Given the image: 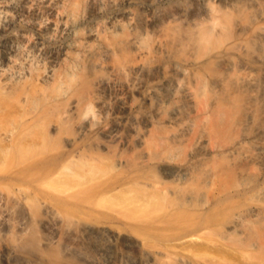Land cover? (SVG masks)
I'll use <instances>...</instances> for the list:
<instances>
[{"label":"bare ground","instance_id":"6f19581e","mask_svg":"<svg viewBox=\"0 0 264 264\" xmlns=\"http://www.w3.org/2000/svg\"><path fill=\"white\" fill-rule=\"evenodd\" d=\"M162 1L80 0L79 5H85L89 15L102 11L120 13L128 23L127 33L119 39L108 36L106 46L86 49L81 80L62 94L64 109L55 121L42 127L43 133H38L47 111L24 123H19V119L25 116L27 103L39 96V90L56 82L57 56L30 42L28 31L39 32L44 40L49 39L55 31L65 28L66 4H70L67 9L70 16V9L77 2L0 0V124L17 125L8 131L10 135L0 137V144L13 149L7 152L1 144L4 152L0 154V162L9 158L14 162L15 155L20 160L31 145L48 142L52 135H62L60 140L66 147L75 145L90 132L88 118L92 113L96 110L113 113L120 117L119 121L101 133L102 142L95 156L89 160L77 158L80 171L70 175L72 180L73 175L82 180L75 181L78 187L86 189L84 179L92 178L98 183L104 178L110 166H104L103 161L113 149L119 154L115 168L126 165L125 152L137 153L145 159L143 163L151 164L146 137L162 114H167L166 124L182 123L174 141L183 137L191 127L190 115L196 110L204 115L207 105L197 106L204 104L205 85H209L208 103L211 101L214 106L218 101L229 100L231 94L235 97L240 124L243 130H252L255 142V153L243 156V161L264 168V0H216V5L210 0H188L185 4L146 11ZM127 4L138 9L123 8ZM110 24L114 31L123 30L120 18L110 19ZM102 33L89 28L85 35L87 40H98ZM46 64L44 73L23 67ZM137 99L144 101L139 117L123 121L122 117L133 109ZM15 102L21 105V110L8 112ZM208 127L204 121L200 123L193 146H206ZM196 152L187 166L161 165L165 183L183 184L197 165ZM31 166L28 165L30 169ZM20 176H10L8 181ZM104 181L97 187L105 199L134 195L126 214L96 216L85 212L87 208L83 206L86 210L83 212L79 207L81 212L77 215V207L74 217L79 219L75 220L74 229H63L59 214L73 209H68L67 202L56 194L44 191L40 182V187L36 185L31 190L16 187L14 199L0 191V264H183V260L167 261L166 254L178 250L182 255L187 247L193 250L181 259L195 260L192 264H228L225 258L216 263L211 260L200 251L197 239L192 236L179 239L180 243L164 245L149 231L143 233L142 230L151 227L145 215L151 213L154 203L160 204L161 196L156 193L157 186L145 182L139 172H128L125 178L108 184ZM14 204L21 206L19 212L15 213ZM33 204L38 206L36 212ZM259 212L258 208H248L247 215L233 214L223 223L224 231L240 232L246 216L253 218ZM81 215L90 217L84 219ZM136 234L145 235L142 242L133 236Z\"/></svg>","mask_w":264,"mask_h":264},{"label":"rangeland","instance_id":"374dc122","mask_svg":"<svg viewBox=\"0 0 264 264\" xmlns=\"http://www.w3.org/2000/svg\"><path fill=\"white\" fill-rule=\"evenodd\" d=\"M75 1L77 5L70 9V16H67L70 4L68 2L66 4L63 15L66 23L65 28L55 31L49 39L44 40L39 32L28 31L30 42L45 51L52 52L55 57L57 56V66L54 71L57 83L54 81L53 85L49 84L39 90V96L37 94L35 99L27 103L26 113L20 112L25 116L19 119V123H24L36 115L48 112L45 114L42 126L36 131L38 133H43L45 129L42 130V127L55 121L60 111L64 109L66 103L61 100L62 94L76 87L81 80L85 71L83 62L86 49L106 46L108 36L119 39L127 33L128 23L120 13L102 11L95 15H89V9L83 4L79 5L80 0ZM210 1L214 5L217 4L216 0ZM186 2L188 0H164L147 7L146 11L152 12L160 8H167L172 4H185ZM123 8L138 9L136 5L132 4H127ZM113 18L122 19V31L113 30L110 24V19ZM89 28L103 32L98 40L86 39L85 34ZM116 59L114 57L113 60L116 61ZM23 67L29 71L35 69L44 73L48 65L40 67L26 65ZM60 77L61 79H59ZM29 80L30 78L27 81L29 82ZM205 86L207 92L203 97L206 100L204 99V104L197 106L199 108L202 105H207L204 115L202 116L203 113L197 112V110L190 115L191 127L183 134V137L180 136V139L174 141L173 138L180 133L182 123L166 124L164 119L167 114H162L163 116L154 121L149 128L146 137L148 155L153 162L151 164L143 163L145 159L138 156L137 153L125 152L123 158L126 165L123 168H115L113 165L119 154L113 149L108 154V159L103 161V165L110 166V169L100 181L105 180L104 183L108 184L114 180L125 178V174L128 172H139L145 182L157 186L156 193L161 196L160 204L154 203L149 210L151 213L145 215L150 221L151 227L150 229L143 228L142 231L143 233L149 231L153 238L157 239L158 237V240L165 243L164 245L180 243L179 239L185 240L188 238L184 237L192 236L197 239L196 245L200 251L207 254L215 263L219 259L225 258L228 264H264V168L252 162L243 161V156L248 157L255 153L252 130H243L239 120L240 115L236 109L238 103L233 94L229 100L218 101L215 106L213 102L209 101L212 105L210 106L208 98L211 97V94L208 91L211 87ZM20 106L15 102L10 105L8 112L18 113L21 110ZM143 106L144 101L137 99L133 109L122 117V120L123 118L125 121V119L139 117ZM119 118L113 113L105 114L96 110L88 118L91 128L90 132L82 138L83 142L80 140L75 145L66 147L60 140L62 135H52L48 142L31 145L27 152L21 155L20 160L17 159V155L13 158L14 162L10 161V158L7 161L1 160L0 191L15 197L16 187L31 190L34 186H39L40 182L44 191L56 194L67 202L68 209L74 210L69 213L59 211L63 229L75 228L77 222L75 220L79 218L74 217V213L78 210V214L77 212L75 214L79 215L83 206L87 208V210L86 208L82 209L83 212L90 211L96 216L99 213L126 214L125 209L134 195L121 196L120 194V198L113 196L108 200L109 198L105 199L99 192L101 188L97 186L100 181L94 183L95 180L92 178H89V181L87 178L84 179L86 187H88L85 189L78 187V182L75 181L79 180L76 179L78 177L75 178L73 175L75 180L70 177L76 170L80 171L81 163L77 158L89 160L95 156L94 153L102 142L101 133L115 125ZM187 120L188 118L184 119V121ZM200 120L209 126V132L205 136L206 146L196 145V147L193 146V143L202 122ZM16 126L15 124H6V122L1 123L0 137L10 135L8 131ZM1 144V147L6 149L5 145ZM1 149L0 154L4 152ZM11 150L13 149L5 151ZM195 151H197L195 154L197 165L193 168L188 179H185L183 184L165 183L160 166L165 164L173 167L187 166ZM19 162H22L21 165ZM28 165L33 167L31 166L30 169ZM63 170L64 172L59 178V174ZM12 174L21 176L16 177L13 181H8L10 176H13ZM68 174L69 176L66 178L65 175ZM33 205V211L36 212L38 206ZM14 207L15 213L21 210L20 205L14 204ZM90 208L92 210H88ZM248 208H258L260 210L258 216L253 218L246 216L247 221L242 222L243 226L240 228V232H225L222 226L225 220L233 214L242 212L244 214ZM85 217L81 215V218L85 219ZM89 217L90 215L86 219ZM119 227L123 228L122 225ZM133 236L141 242L145 238V235L140 236V234ZM192 250L193 248L187 247L182 255L178 250H172L166 254V260L177 259L185 261L183 264H192L195 260L181 259L182 256L188 257Z\"/></svg>","mask_w":264,"mask_h":264}]
</instances>
